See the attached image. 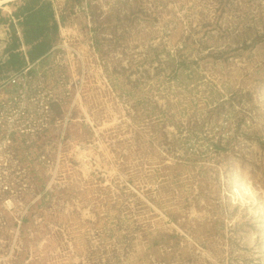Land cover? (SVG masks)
Listing matches in <instances>:
<instances>
[{
    "label": "rangeland",
    "instance_id": "rangeland-1",
    "mask_svg": "<svg viewBox=\"0 0 264 264\" xmlns=\"http://www.w3.org/2000/svg\"><path fill=\"white\" fill-rule=\"evenodd\" d=\"M54 1L0 78V264H264V0Z\"/></svg>",
    "mask_w": 264,
    "mask_h": 264
},
{
    "label": "trees",
    "instance_id": "trees-1",
    "mask_svg": "<svg viewBox=\"0 0 264 264\" xmlns=\"http://www.w3.org/2000/svg\"><path fill=\"white\" fill-rule=\"evenodd\" d=\"M19 1L22 3L17 7ZM10 5L17 9L11 15L0 16V28L3 25L10 28L8 40L2 33L0 35V41L6 43L5 57L0 60V78L9 71L8 75H11V68L20 71L28 62L47 53L54 45L60 24L56 19L54 0H15ZM2 11L0 9V15ZM22 41L26 48L22 47Z\"/></svg>",
    "mask_w": 264,
    "mask_h": 264
},
{
    "label": "crops",
    "instance_id": "crops-1",
    "mask_svg": "<svg viewBox=\"0 0 264 264\" xmlns=\"http://www.w3.org/2000/svg\"><path fill=\"white\" fill-rule=\"evenodd\" d=\"M21 3H22V1H19L17 7H18ZM4 4H5V6L3 7V11H2V13H1L0 16H2V15H6V14H10V15H11V14L13 13V11H15V10L17 9L16 6H11L9 2L4 3ZM54 5H55V1H54ZM7 7H10V8L7 9ZM55 11H56V14H55V15H56V19L60 22V16H59V12H58V10H57L56 5H55ZM6 12H8V13H6ZM10 15H9V16H10ZM59 28H60V24H59ZM0 31H1V28H0ZM58 33H59V30H58V32L56 33V36H55V39H54L53 44H55L56 41H57ZM53 46H54V45H53ZM22 47L26 48V47H25V43H24V41H22Z\"/></svg>",
    "mask_w": 264,
    "mask_h": 264
},
{
    "label": "built area",
    "instance_id": "built-area-1",
    "mask_svg": "<svg viewBox=\"0 0 264 264\" xmlns=\"http://www.w3.org/2000/svg\"><path fill=\"white\" fill-rule=\"evenodd\" d=\"M17 81H18V78H12V83H17Z\"/></svg>",
    "mask_w": 264,
    "mask_h": 264
},
{
    "label": "bare ground",
    "instance_id": "bare-ground-1",
    "mask_svg": "<svg viewBox=\"0 0 264 264\" xmlns=\"http://www.w3.org/2000/svg\"><path fill=\"white\" fill-rule=\"evenodd\" d=\"M6 1H9V0H0V6Z\"/></svg>",
    "mask_w": 264,
    "mask_h": 264
}]
</instances>
